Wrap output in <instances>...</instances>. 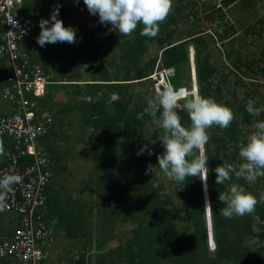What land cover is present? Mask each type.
<instances>
[{
    "label": "trees",
    "instance_id": "1",
    "mask_svg": "<svg viewBox=\"0 0 264 264\" xmlns=\"http://www.w3.org/2000/svg\"><path fill=\"white\" fill-rule=\"evenodd\" d=\"M40 1L29 0L31 4L28 10L23 8L24 3L22 8L34 17L49 16L52 9L59 4V17L64 20V25L72 26L76 30V35L79 34V27L70 24L76 10H87L83 0H79V3L68 0L66 5L64 0ZM176 1L182 3V0ZM221 1L223 5H228L234 0ZM181 8L176 4L173 5L171 13L160 25L159 35L155 38L141 36L139 33L142 25L133 33L134 40L119 36L116 31L113 32L120 39L117 46L123 59L128 58L127 62H131L134 68V72L126 70L121 79L109 78L100 57L102 45H97L91 40L85 43L76 40V43L72 44H47L42 47L41 60L42 55L49 48L59 58L67 59L80 54L89 61L86 66L87 72L92 76L90 79L84 81L79 79L82 77L79 70L82 67L80 62L78 69L72 68L71 62H68L70 74L64 77L65 79H57V75L53 73V80L65 81L61 83V88L66 91L64 93L68 99L70 91L67 90L69 87L74 89L71 95L72 102L78 101L83 107L84 114L89 113L87 120L90 129L87 135L92 142L90 149L94 159V169L102 172L101 177L106 186L104 193L107 203L101 209V214L106 209L104 211L106 216L103 215L101 226L111 229L116 219L121 218L127 232L123 241L120 240L114 249L102 251L99 245V251L93 253L91 246L87 247V232L94 222L85 220L90 213L86 205L79 203L81 198H76L75 201L73 196H68L64 202L60 199L61 184L58 175L63 168V155L60 152H53V143L50 141V137L55 134L53 126V130L41 139L46 145V150L50 152L48 168L52 172V179L45 187L46 220L54 229L55 240L58 236L59 238L62 236L70 242H75L72 244L78 243L75 248L76 258H69L70 264H114L115 261L119 264H264L263 248L258 247V250H253L250 246L253 238L262 245L264 243V203H258L252 215L225 219L219 214L223 204L218 201L219 193L226 191L231 183L243 185L246 191L259 198L264 194V177L252 183L234 176L231 181L217 185L214 172V169L224 161L240 163L237 145L246 142L253 131V121L257 120V117L250 116L245 109L247 101L255 100L258 94L257 79L252 77L253 67L247 63L248 59L244 63L248 69L245 76L240 75L238 79L234 73L226 74L221 68L220 61L213 57L218 53L212 48L214 42L209 41L203 31L193 32L189 27L175 38L178 21L187 18V15L180 11ZM212 8L219 12L221 10V7L216 8L215 5ZM232 33L237 32L232 28ZM152 42H155L161 50L159 58L161 68H174V73L169 77L170 86L175 89L185 87L191 90L189 58L194 57L197 93L214 98L217 103L228 106L235 113L236 118L229 128L222 130L212 127L208 130L210 140L204 150V155L208 158L207 192L214 249H210L208 245L202 183L199 178H188L184 184L174 181L172 186L174 197H172L163 191L161 183H157L151 172L146 174L153 155L145 152L137 156V151L144 145L151 150L146 137V121L150 117L145 115L143 120L136 118L137 114L147 106V102L131 107L132 97L125 94L126 88L123 85L125 83L121 81H128L126 84L137 83L146 80L151 74L156 57L151 58L144 67L139 65V58L146 53ZM189 45L193 47L194 53L192 48L188 50ZM42 62L43 65L51 68L45 61ZM239 62L232 65L234 69L240 68L241 62ZM2 73L4 75L0 77V88L6 85V68L1 63L0 74ZM230 74H233L232 80ZM244 78L248 79V83L244 81L239 83ZM238 84H241L245 90L239 91ZM113 94L116 96L112 97ZM77 96H80V99H77ZM49 101H53L52 89H49L44 98L37 100V106L41 108L48 105ZM176 111L181 117L182 124L185 127L190 126L191 122L183 104L177 106ZM152 136L158 138V133H153ZM151 151L156 152V148ZM158 152L161 154L163 150ZM89 190V196L99 194L91 193ZM175 197H177L176 201H174ZM177 201L180 205L189 207L188 223L178 224L180 212ZM51 243L53 242H42L41 246L48 248Z\"/></svg>",
    "mask_w": 264,
    "mask_h": 264
},
{
    "label": "rangeland",
    "instance_id": "2",
    "mask_svg": "<svg viewBox=\"0 0 264 264\" xmlns=\"http://www.w3.org/2000/svg\"><path fill=\"white\" fill-rule=\"evenodd\" d=\"M176 2V0H173V5L176 4L178 7H182L180 11L185 13L184 15H187V18L178 21V28L174 33V37L178 38L179 33L189 27L193 32L203 31L202 33L208 36V40L214 42L212 48L214 52H218L219 54L217 53L213 57L220 61L222 70L226 74L234 73V76H237L238 79L240 75L245 76L248 73V69L244 64L248 59L249 62L247 63L253 67L251 70L253 73L252 77L257 79L258 94L255 101L257 102V106L264 105V0H234L228 5H223L221 0H182V3ZM67 3L68 0H64V4L66 5ZM29 4H31L29 0H25L23 8L28 10ZM213 5L216 8L221 7L220 12L214 10L212 8ZM58 18L65 24L62 18ZM70 25H77L79 27V34L76 35L77 42L85 43V41L91 40L97 45H102L100 57L102 65L107 69L110 79L123 78L122 75L128 69L134 72L131 62H127L129 59H123L117 46L120 39L113 34L114 30H112L110 24H100L99 18L91 15L88 10H76ZM232 28L237 33L233 34ZM158 48L159 46L155 42H152L146 53L139 58V65L144 67L151 58L156 57L155 64L151 68V74L146 80L130 84H126L128 81H121L125 83L123 84L124 88H126L125 94L128 97H132L131 107L146 103L147 99L153 98L159 91L163 90L165 88L164 85L170 86L169 77L174 73V68H161L159 64L161 50ZM191 48L194 53L193 47L189 45L188 50L190 51ZM189 59L190 78L192 85L194 82V87L191 85V90L185 87L176 88L177 90H183L186 95L190 94V92L197 93L194 57ZM42 60L51 67L52 73L57 75V79H65L70 74L68 62H71V67H75V69H78L77 67L80 66H78L79 62L82 64V67L79 69L82 74V77L79 79H83L82 81L92 77L91 73L87 72L86 63L89 61L85 60L84 55L77 54L67 59L64 57L59 58V56L47 48L42 55ZM237 61L241 62H239L240 68L238 70L232 66ZM1 75L4 74H0V77ZM230 77L232 80L233 74H230ZM244 79H241L242 81L239 83H243V81L248 83V79ZM82 81L79 82L84 83ZM55 82L54 85L52 84L54 87L56 86L52 91L53 101H49L48 105L41 106V108L52 116L55 124V134L50 137V141L53 143V152H60L63 155V168L61 174L58 175L61 184L59 191L61 195L60 199L64 202L68 196H73L75 201L76 198H81L79 203H83L89 209L90 214H87L85 220H91L94 224L88 229L86 245L87 247L91 246L90 249H93V253L94 251H99L98 248L100 247H102L100 248L102 251L114 249L118 246L119 241H123L127 235L126 226L122 224L121 218L116 219L111 229L104 228L100 223L104 220L103 215H105L104 211L106 210L102 211L101 214V209L107 203L104 193L106 186L101 177L102 172L94 169V159L92 150L90 149L92 142L87 135L90 129L89 120H87L89 113L84 114L83 107L80 106L78 101L72 102L73 98L71 99V95L74 89H70L71 87H69V90H67L68 92L70 91L68 99L64 93L66 91L61 88V83L65 81L60 82L58 80ZM237 87H239V91L245 90L241 84H238ZM115 96L116 94L112 95V97ZM89 98L88 96L87 99ZM77 99H80V96H77ZM182 104L183 99L180 100L177 106H181ZM259 119H264V114L257 117V120ZM146 127L149 148L151 150L156 148V152L152 151L153 158L150 164L153 168L151 174L154 175L157 183H161L163 191L174 197L172 188L174 181L167 179L158 167L157 155H159L158 151L162 152L163 150L162 144L156 136H152L153 133H158V137H160L163 135V131L152 123L151 118L146 121ZM152 140H155L156 143H151ZM49 154L50 152L46 150L47 158ZM90 188L91 190H89ZM88 190L91 193L98 192L99 194L89 196ZM176 200L177 197L174 198V201ZM177 206L180 212L178 224L188 223L190 221L187 217L189 207L180 205L178 201ZM95 220H99V222ZM106 222H108V219H106ZM59 239L57 243L54 241L48 247L52 252L50 255L54 256L53 254L56 250L58 251L57 257L55 256V260H57L56 264H70L69 258H76L75 248L78 243L76 245L72 244L75 242H70L62 236ZM81 243L79 244L82 245ZM99 245L101 246L99 247ZM250 246L253 250H258V247H261L260 249L263 248L262 254L264 255V243L262 245L258 243L256 238H253L250 241ZM92 262H94L93 259ZM114 264L119 263L115 261Z\"/></svg>",
    "mask_w": 264,
    "mask_h": 264
},
{
    "label": "clouds",
    "instance_id": "3",
    "mask_svg": "<svg viewBox=\"0 0 264 264\" xmlns=\"http://www.w3.org/2000/svg\"><path fill=\"white\" fill-rule=\"evenodd\" d=\"M74 3H79V0H74ZM83 3L91 15L98 16L100 24H110L112 30L119 36H125L131 40H134L133 33L141 25L139 33L141 36L150 39L157 37L160 25L165 22L173 8V0H83ZM59 11L60 5L57 4L50 13V19L42 18L39 21L40 33L36 41L40 47L55 43H76V30L72 26H64L63 21L58 18ZM181 99L191 122L188 127L182 124L181 117L176 111ZM245 109L252 117H260L264 114V105L257 106L254 99L247 101ZM145 115L149 116L152 123L163 131V135L158 137L163 152L157 155L158 167L163 175L179 184H184L188 178L198 177L202 183V191L204 185L206 192L209 168L204 150L210 140L208 130L212 127L222 130L229 128L236 118L233 110L217 103L212 97H204L195 92L186 95L183 90L168 86L153 98L147 99V106L137 114L136 118L143 120ZM252 128L253 131L246 142L237 145L240 163L224 161L222 165L214 169L217 185L231 181L234 176L252 183L264 177V119L254 120ZM0 141H3L6 146L3 148V144L0 143L1 158L8 142L4 138H0ZM151 143L155 144L156 141L152 140ZM145 152L148 155L153 154L148 146L144 145L137 151V156ZM47 161L49 162L48 158ZM152 168L150 164L146 174L152 173ZM51 179L52 172L49 182ZM20 182L21 177L18 174L9 172L0 174V212L7 210L13 186ZM218 201L223 204L219 211L222 217L243 218L252 215L258 203H264V194L257 198L246 191L243 185L231 183L226 191L219 193ZM205 204L207 207L210 202L206 199ZM208 245L209 248L213 245L215 248L214 243L209 244L208 241ZM48 251V263L55 264L50 255V249Z\"/></svg>",
    "mask_w": 264,
    "mask_h": 264
},
{
    "label": "built area",
    "instance_id": "4",
    "mask_svg": "<svg viewBox=\"0 0 264 264\" xmlns=\"http://www.w3.org/2000/svg\"><path fill=\"white\" fill-rule=\"evenodd\" d=\"M23 3L0 0V64L6 68V85L0 88V138L8 142L0 158V174L21 177L5 210L16 216L17 227L10 238L0 240V261L49 264L48 248H42L41 243L54 242L55 233L46 220L45 187L51 172L41 139L53 130L54 121L37 106V100L56 82L52 69L40 59L42 47L36 38L39 21L50 19V15H29Z\"/></svg>",
    "mask_w": 264,
    "mask_h": 264
},
{
    "label": "crops",
    "instance_id": "5",
    "mask_svg": "<svg viewBox=\"0 0 264 264\" xmlns=\"http://www.w3.org/2000/svg\"><path fill=\"white\" fill-rule=\"evenodd\" d=\"M56 87V86H55ZM55 87L52 85L50 89H52V91L55 89ZM1 143L3 144V148H5L6 146H4L5 144L3 143V141H1ZM17 227V222H16V216L10 212H0V240H2L3 238H10L15 230V228ZM59 236L56 239V243L59 241ZM57 252L58 251H54V256H52V258L54 259V263L56 264L57 260H55V256L57 257ZM52 254V252H51ZM0 264H18V262L14 259H4L0 261Z\"/></svg>",
    "mask_w": 264,
    "mask_h": 264
},
{
    "label": "water",
    "instance_id": "6",
    "mask_svg": "<svg viewBox=\"0 0 264 264\" xmlns=\"http://www.w3.org/2000/svg\"><path fill=\"white\" fill-rule=\"evenodd\" d=\"M192 87H193V85H192ZM206 199L209 201L208 192L207 191L205 192V188L203 185V200H204V209H205V212L207 215L206 219H207V229H208V231H207L208 241H209V244H213L214 240L212 237V230H211L210 207L209 206L206 207V204H205Z\"/></svg>",
    "mask_w": 264,
    "mask_h": 264
},
{
    "label": "bare ground",
    "instance_id": "7",
    "mask_svg": "<svg viewBox=\"0 0 264 264\" xmlns=\"http://www.w3.org/2000/svg\"><path fill=\"white\" fill-rule=\"evenodd\" d=\"M190 56V55H189ZM193 78V77H192ZM164 87H168L167 85H164ZM193 87H194V82H193ZM191 93V92H190Z\"/></svg>",
    "mask_w": 264,
    "mask_h": 264
}]
</instances>
